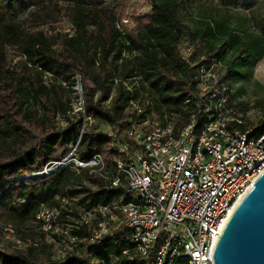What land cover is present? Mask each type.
<instances>
[{
    "label": "trees",
    "instance_id": "obj_1",
    "mask_svg": "<svg viewBox=\"0 0 264 264\" xmlns=\"http://www.w3.org/2000/svg\"><path fill=\"white\" fill-rule=\"evenodd\" d=\"M123 1L0 0V220L13 224L18 231L25 229L21 232L24 236L44 238L38 231L31 232L35 215L42 208L58 207L61 199L81 195L78 205L89 211L123 192L108 188L98 176L90 179L97 187L91 191L71 168L35 175L46 163L59 161L73 150L69 140L73 141V155L78 160L88 161L99 155L110 169L116 156L110 149L113 138L107 133L89 127L80 134L79 121H69L67 132L54 129L56 114L67 111L61 98L56 96L55 100L52 89L43 84V74L66 82L78 74L83 84L91 85L82 89L85 115L121 134L133 121L150 116L151 109L161 118L163 107L169 114H177V127L185 125L191 116L199 124L213 119L210 112H204L208 102L199 95L195 80L196 70L204 63L200 58L205 54L225 69L218 84H225L228 93L231 81L246 79V74L264 59V18L255 20V32H238L241 26L245 29V19L232 25L224 18L199 21L197 27L187 31L177 13V2L157 0L151 2L146 21L126 32L118 27L115 12ZM212 1L227 9L246 5L243 0ZM62 21L69 24L72 34L52 32ZM186 37L194 48L187 58L181 53ZM125 52L131 58L122 56ZM12 54L20 56L15 63ZM119 67L123 79L138 77L140 82L127 88L120 85L109 98L106 84L115 78ZM95 90H100V97L93 101ZM147 95L150 98L146 101ZM28 100L36 102L40 110L26 106ZM133 105L143 113L135 114ZM241 118L240 127L244 129L249 121ZM252 132L253 136L264 134V122ZM81 246L82 256H66L62 264H92V259L105 264L112 260L114 264H146L120 233L100 240L97 246ZM124 250H129L127 255L122 253ZM50 255V246L43 242L39 249L27 253L0 244V264H60Z\"/></svg>",
    "mask_w": 264,
    "mask_h": 264
},
{
    "label": "built area",
    "instance_id": "obj_2",
    "mask_svg": "<svg viewBox=\"0 0 264 264\" xmlns=\"http://www.w3.org/2000/svg\"><path fill=\"white\" fill-rule=\"evenodd\" d=\"M209 70L199 66L195 80L199 95L207 94L204 112L211 113L210 121L199 124L191 116L177 127V114L146 116L121 134L107 133L113 138L110 149L116 155L110 169L99 155L81 161L71 151L35 174L88 169L108 188L123 191L108 204L92 208L109 213L117 229L111 233L109 220H102L97 231L84 238L87 244L97 246L100 240L120 233L146 264H212L214 247L235 204L264 173V134L253 136V129H241V116L224 108L227 86L218 84L220 74ZM188 102L186 99L185 104ZM131 110L143 113L135 105ZM68 201L61 199L58 207L38 211L34 227L43 235L56 236L70 214ZM16 231L13 224L0 220V239L5 246L23 252L37 248L35 241L20 238ZM91 263L105 264L100 259Z\"/></svg>",
    "mask_w": 264,
    "mask_h": 264
},
{
    "label": "rangeland",
    "instance_id": "obj_3",
    "mask_svg": "<svg viewBox=\"0 0 264 264\" xmlns=\"http://www.w3.org/2000/svg\"><path fill=\"white\" fill-rule=\"evenodd\" d=\"M157 0H126L120 2L117 5L115 10L117 18L119 19L118 27L126 32H132L143 24L150 14V5L151 2ZM177 2V13L185 25L186 30H193L198 26L199 21H210L216 18H224L229 21L230 24L235 25L237 23H242V19L247 20L243 25L245 29L241 26V29H237L238 32L242 30H248L255 32V20L264 18V0H243L245 6H235L229 9L222 8L212 0H175ZM23 15L22 17H24ZM54 33L61 34H72L73 30L70 28L69 24L66 21L58 23L54 28ZM193 47L190 45L188 37L184 38L183 43L181 44V53L185 58H187L193 51ZM95 50L92 49L91 53L94 54ZM18 54H12L14 63L16 60L20 59ZM17 56V57H16ZM98 56L96 53L95 57ZM128 58H131L126 52L122 55ZM229 56V53L226 54ZM204 63H201L200 66L210 67L209 72H215L217 74H223L225 69L219 64H215V59L210 58V54L207 53L200 58ZM12 61V62H13ZM96 69V68H95ZM32 70V69H30ZM122 68H118L116 76L114 79H111L110 82L106 84L109 98L113 96L114 91L121 85L125 88L139 84L138 77L135 79H123L122 77ZM246 79H241L239 77L236 80L231 81L229 87V93L227 96L225 109L228 110L231 114H237L241 117L248 119L247 128L253 129L260 122H264V59H261L256 63V65L246 74ZM42 82L48 88L52 89V96L57 100L56 96L61 98L64 109L67 111L65 114L58 112L56 117L53 119L54 129L60 133L67 132L69 130V121L78 122L81 126L80 134L83 130L91 128L97 133H108L110 128L105 126L103 123L99 122L94 118H89L84 113V102L85 97L83 95L82 89L86 85L91 87L88 83H82L81 77L77 74L69 79V81H62L51 77L48 74L42 75ZM207 94L205 93L204 96ZM100 97V90H95L93 92V101L98 100ZM150 95L146 96V101L149 100ZM110 100L105 104L108 106ZM27 105H31L29 108H34L40 110V106L32 101L28 100ZM57 105L59 103L57 102ZM165 109V110H164ZM164 112V115H170L167 112L165 107L161 108ZM151 115L149 118H158L155 112L151 109ZM79 138V137H78ZM77 141V140H76ZM68 146L73 150V141H68ZM72 150V151H73ZM71 171L78 174L83 182V186L90 189L91 191L96 190V186L92 183L94 176H91L88 173H83L81 171H76L71 168ZM91 179V180H90ZM81 195L73 200H69L70 212L69 216L63 220L62 226L56 236H47L41 233V236L44 238L38 239L34 236H24L21 234L25 229H17V235L22 239L30 238L31 240L37 243V249L41 246V242L46 243L50 246V257L53 261L59 262L62 264L66 256H82L84 254V249L81 244L86 243L84 238H87L89 234H93L94 230L97 231L98 223L102 220L108 221L110 214L105 212L102 208L91 209L85 211L83 206L78 205L79 198ZM108 228L111 233L117 229L116 224L112 221H108ZM71 229H74L78 232L77 238L73 237ZM37 227L33 228L31 232L37 234ZM70 233V234H69ZM74 238V239H72ZM0 244L3 247L5 246L0 239ZM20 251V250H17ZM23 252V251H20ZM27 253V252H24ZM110 262V264H114Z\"/></svg>",
    "mask_w": 264,
    "mask_h": 264
},
{
    "label": "water",
    "instance_id": "obj_4",
    "mask_svg": "<svg viewBox=\"0 0 264 264\" xmlns=\"http://www.w3.org/2000/svg\"><path fill=\"white\" fill-rule=\"evenodd\" d=\"M211 258L212 264H264V173L235 207Z\"/></svg>",
    "mask_w": 264,
    "mask_h": 264
},
{
    "label": "bare ground",
    "instance_id": "obj_5",
    "mask_svg": "<svg viewBox=\"0 0 264 264\" xmlns=\"http://www.w3.org/2000/svg\"><path fill=\"white\" fill-rule=\"evenodd\" d=\"M237 204H238V203H237ZM237 204H235V206H236ZM235 206H234V207H235Z\"/></svg>",
    "mask_w": 264,
    "mask_h": 264
}]
</instances>
